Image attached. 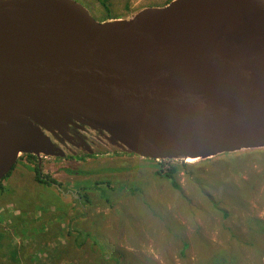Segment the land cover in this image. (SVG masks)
<instances>
[{
    "label": "water",
    "instance_id": "obj_1",
    "mask_svg": "<svg viewBox=\"0 0 264 264\" xmlns=\"http://www.w3.org/2000/svg\"><path fill=\"white\" fill-rule=\"evenodd\" d=\"M260 149L264 0L107 20L77 0H0V181L22 154L197 163Z\"/></svg>",
    "mask_w": 264,
    "mask_h": 264
},
{
    "label": "rangeland",
    "instance_id": "obj_2",
    "mask_svg": "<svg viewBox=\"0 0 264 264\" xmlns=\"http://www.w3.org/2000/svg\"><path fill=\"white\" fill-rule=\"evenodd\" d=\"M77 1L97 20L167 2ZM31 157L22 154L0 183V264H264V234L257 232L264 222V154L240 159L249 169L205 163L197 181L181 169L177 187L158 169L196 163L123 152ZM34 168L58 184L37 182ZM214 170L226 172L232 186L212 189L207 171Z\"/></svg>",
    "mask_w": 264,
    "mask_h": 264
},
{
    "label": "trees",
    "instance_id": "obj_3",
    "mask_svg": "<svg viewBox=\"0 0 264 264\" xmlns=\"http://www.w3.org/2000/svg\"><path fill=\"white\" fill-rule=\"evenodd\" d=\"M169 1H171V0H167L166 3H168ZM253 153H256V155L264 154V149L222 154V155L210 158V159L202 160L203 162L199 161L200 163L197 162L196 164L182 163L181 166L180 165H170L167 167H160L156 174L159 176L165 177V179L168 180L173 187H177L178 184L176 183L175 178L181 169H183L189 177L192 175L193 181H197L198 176L196 175V172L202 170L203 164L212 163L214 161L220 162V163H224V161H228V162H231L233 164L232 165L233 168L238 167L239 170L244 169V168L249 169L250 165H243L242 164L243 161L240 159L251 156ZM26 156H28V158H32L31 156H33V155L26 154ZM226 165H227V163L222 165L221 167L226 166ZM34 170H35L34 178L37 182L48 183V184H52V183L58 184L57 181H55L52 178H50V179L42 178L39 171L37 170V168H34ZM69 171L70 170H68V172ZM207 172L209 175H211L214 178V184L212 185V189L215 187H219V186H222V187L227 189V188L232 186V181L227 178L226 172L223 173L222 171H215V170L213 172H210V171H207ZM258 177L260 179H262V181L264 182V158H263L262 163H261V170L259 172ZM0 183H1V181H0ZM133 187L134 186L131 185L129 188L130 191H132V192L135 190V188H133ZM135 187L138 189V186H135ZM218 211L223 215V217H227L229 215V211H227L225 208H218ZM246 224H247V227H252L253 231H257V230H254L255 224L252 221V219H248L246 221ZM257 226L259 227V230H260L257 232H259V234H264V222L259 223ZM259 243L264 244V239H261L259 241ZM248 244L252 245V246H256L258 243H248ZM185 245H187V244H185ZM218 260L221 261L220 259H218ZM24 264H43V263L34 262V263H24ZM213 264H222V262L215 261V262H213Z\"/></svg>",
    "mask_w": 264,
    "mask_h": 264
},
{
    "label": "bare ground",
    "instance_id": "obj_4",
    "mask_svg": "<svg viewBox=\"0 0 264 264\" xmlns=\"http://www.w3.org/2000/svg\"><path fill=\"white\" fill-rule=\"evenodd\" d=\"M193 160H194V159H192V158H187L186 161L192 162Z\"/></svg>",
    "mask_w": 264,
    "mask_h": 264
}]
</instances>
